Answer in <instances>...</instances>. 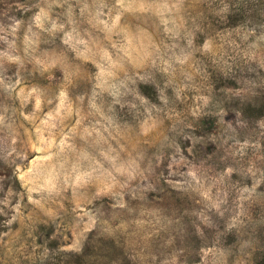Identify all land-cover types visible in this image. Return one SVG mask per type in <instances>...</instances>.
<instances>
[{
	"label": "rangeland",
	"instance_id": "1",
	"mask_svg": "<svg viewBox=\"0 0 264 264\" xmlns=\"http://www.w3.org/2000/svg\"><path fill=\"white\" fill-rule=\"evenodd\" d=\"M0 264H264V0H0Z\"/></svg>",
	"mask_w": 264,
	"mask_h": 264
}]
</instances>
